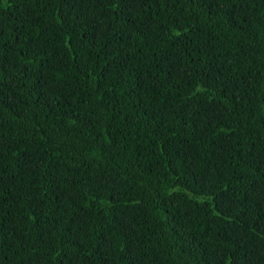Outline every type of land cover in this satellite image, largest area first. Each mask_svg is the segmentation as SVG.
I'll use <instances>...</instances> for the list:
<instances>
[{
	"label": "trees",
	"instance_id": "obj_1",
	"mask_svg": "<svg viewBox=\"0 0 264 264\" xmlns=\"http://www.w3.org/2000/svg\"><path fill=\"white\" fill-rule=\"evenodd\" d=\"M0 264H264V0H0Z\"/></svg>",
	"mask_w": 264,
	"mask_h": 264
}]
</instances>
